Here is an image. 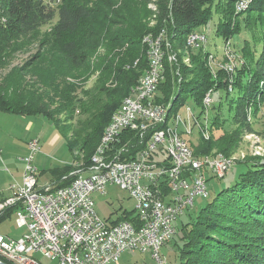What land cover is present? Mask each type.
<instances>
[{
  "label": "trees",
  "instance_id": "obj_1",
  "mask_svg": "<svg viewBox=\"0 0 264 264\" xmlns=\"http://www.w3.org/2000/svg\"><path fill=\"white\" fill-rule=\"evenodd\" d=\"M238 1L158 0L154 14L146 0H60L57 6L44 0H0V66L2 56L19 39L34 35L57 15V22L39 41L43 49L11 70L0 84V110L46 117L66 137L74 163L87 166L112 112L147 67L143 36L163 29L179 70L175 75L167 63L156 102L173 99L170 112L175 113L188 96L200 106L210 89L236 93V99H229V104L235 102L232 113L214 114L209 138L199 137L197 144L188 140L196 155L229 156L253 131L248 111L256 117L264 105V0H251L245 11L234 15ZM213 13L219 16L218 35L233 38L242 30L249 35L241 49L234 50L242 62L233 73L231 90L228 76L232 74L219 69L211 76L203 48L189 49L190 61L183 62L186 36L206 26ZM96 70L95 83L85 88L83 83ZM28 74L32 78L27 80ZM75 115L76 122L66 125ZM238 164L244 171L237 179L194 218L189 216L177 226L174 245L179 264H264V155H247ZM72 170L70 165L64 167L59 186L71 182ZM123 219L134 222L133 209L120 213L119 220Z\"/></svg>",
  "mask_w": 264,
  "mask_h": 264
},
{
  "label": "built area",
  "instance_id": "obj_2",
  "mask_svg": "<svg viewBox=\"0 0 264 264\" xmlns=\"http://www.w3.org/2000/svg\"><path fill=\"white\" fill-rule=\"evenodd\" d=\"M147 40L150 66L134 85L129 105L118 113L92 164L84 169L74 168V161L70 164L69 184L51 181L40 187L33 164L38 138L27 142L29 154L21 158V180L11 183L10 194L0 200V217L14 216L24 231L19 237L0 234V262L39 264L33 255L40 253L59 264H111L125 251H149L154 264H165L160 250L172 239L175 222L192 208L196 196L208 195L205 172L223 177L232 165L228 160L192 159L181 141V132L191 133L186 108L181 118L167 125L166 133L146 141L163 105L156 97L165 67L176 60L167 49L165 30ZM201 41H205L202 29L191 40L193 50L201 47ZM225 44L230 53V42ZM212 94L203 96V104L211 105ZM167 147H174L175 155H168ZM107 185L125 190L133 200L134 222L111 223L98 215L92 194L105 195Z\"/></svg>",
  "mask_w": 264,
  "mask_h": 264
},
{
  "label": "rangeland",
  "instance_id": "obj_3",
  "mask_svg": "<svg viewBox=\"0 0 264 264\" xmlns=\"http://www.w3.org/2000/svg\"><path fill=\"white\" fill-rule=\"evenodd\" d=\"M59 1L60 0H51L49 4H51L52 6H57V4H59ZM146 1L147 8L151 11V13H158V0ZM234 7H236V4ZM241 12H236L234 8V15H237ZM218 19V14L213 13L206 26L200 28L205 32L207 36V41L205 43V49L203 52L207 53V56L205 57V67L211 73V76L218 74V63L233 62L237 63V65L238 63H241V56L234 50L238 51L239 49H241V47L244 45V41L249 38V35L246 34L244 30H242L239 34L233 36V38H223V36L218 35L216 33ZM56 22L57 15H54V17L50 21L42 24L38 28L36 33H34V35L24 39H19L16 42L17 46H13L9 50H7L8 52H6L4 56H2L3 60L1 61L2 65L0 66V84H2L3 80L7 77V75H9L11 70L18 66H21L25 61L33 57L39 50L43 49V47L40 46L41 43H39V41L41 40V38L46 37L47 33ZM227 41L230 42L231 53H226V51L228 50H226L225 42ZM167 48H170L172 50L171 46H167ZM260 49L261 44L260 42H258L256 44L257 52H259ZM171 50L169 51L170 53H172ZM184 50V54L186 55L189 52L186 44ZM95 55L96 53L94 52V54L92 55V60L94 61L96 59ZM232 55H234V58L230 57ZM144 56H146V53ZM176 61L177 57L176 60L168 62L169 68H173L174 70V66L178 64ZM189 61L190 58L187 55L185 57L183 56L184 64H188ZM178 70L179 69L177 67L174 71L175 75H178ZM98 71L99 70H96V72L88 78V81H85L83 83L85 88H90L93 86L95 80L98 78ZM29 78L32 77H30L29 74L26 75V79L28 80ZM232 80L233 75L231 78H228V89L230 90ZM212 98L213 102H211L212 104L209 110L210 120H212L214 114L218 110H221L223 116H227L228 114L232 113L235 108V102H233L231 105L229 104V99H236L237 94L233 93L231 95H228L225 89L219 88L213 92ZM187 106L192 109L194 114H199L201 108L197 104V102H195V100H193V98L190 96H188L185 100V103H183L180 109V113H184V108H186ZM250 114L251 113L249 110L247 119L251 122L253 131L244 135L239 149L235 153L231 154L236 157L239 156L238 159L234 164L230 166L223 177L213 176L209 171L205 172L209 192L208 196H196L194 198L192 208L185 211V213L181 215L175 222V230H177V226L181 221L185 222L189 220V216L190 218H194L197 215L198 211L207 202H209L213 198V196H215V194H217L225 187L230 186L237 179V175L241 171H244L242 169L243 167L238 164V160L243 159L247 155H264V105H262L260 112L256 117H253ZM77 116L78 115H75V118L71 121H66V125L76 122ZM36 137L38 138L39 150H37L33 155V164L36 166L37 172H40V176H38V185L40 187L51 183V179L53 177L52 169L65 166L66 164L70 165L73 163L74 155L68 149L66 137L62 136L60 129L54 126L52 123H49L46 117L42 115L14 114L9 113V111L5 112L0 110V200L10 194L8 186L11 183L21 180L20 171H22L24 166L21 158L29 154L27 142L30 139ZM186 137L188 140L192 141L193 144H197L198 138L202 136L198 135L196 127L193 130L192 134ZM256 151H259V153ZM105 188V195H102L98 192L92 194L94 200L93 202L95 204V210L102 219L108 221L109 219H113L116 216L120 215L123 209L130 210L131 208H133V200L128 197V194L125 190L120 189L116 185H107V187ZM109 216L110 218L107 219ZM23 231V228H19L16 225L14 216L11 215L10 217L5 216L3 218H0V234L10 237H19L22 235ZM176 238H178V236H176L175 233V236L169 242L164 244L160 250L161 253L165 256V264H179V253L177 252L176 245H174V241L176 240ZM148 252L149 251H125L120 255L117 262L118 264H154V261L151 258L150 253ZM33 256L35 259H37L39 264H59V261L57 259L48 258L40 253H35Z\"/></svg>",
  "mask_w": 264,
  "mask_h": 264
},
{
  "label": "bare ground",
  "instance_id": "obj_4",
  "mask_svg": "<svg viewBox=\"0 0 264 264\" xmlns=\"http://www.w3.org/2000/svg\"><path fill=\"white\" fill-rule=\"evenodd\" d=\"M240 1L241 0H239L236 3V7H234L236 12L243 11L248 6V4L250 2V0H245V2H240ZM196 32H198V30H194V31L190 32L188 34V36H186L187 37L186 38V46L188 47V50L193 49V42H191V40H192L193 36L196 34ZM153 36H155V34H153V32H152V33L146 34L142 38L143 44L145 45V49H146L145 53H146L147 67L150 66V54L152 52L151 51V45H148L147 39H150L151 37L153 38ZM206 41H207V36L205 34V41H201V47L200 48L205 49L204 47H205ZM167 46H168V43H167ZM226 53H229V51H226ZM230 57L234 58V55H232ZM218 64H219V69H222V70H224L227 73H230L232 75L235 72V68L237 66V63H233V62H223V63L221 62ZM146 68L144 71H142V73L138 77L136 83L131 86V89L128 92V94L126 96H124V98L121 100L119 106H117V108L112 112L111 117L109 119V122H108L107 126L105 127L104 132H103V134L99 140V143L97 144L96 147H94L95 149H94L93 154L91 156V160H90L91 162H90V164H87V166L91 165L93 159H95L97 157V155H99V152H101V149L103 148L104 139L108 138V136L110 134V126L112 125V123L117 122L116 119L118 118V113H120V111L122 109H124L126 106L129 105V96L134 89V85H137L138 83H140L141 78H143V73L146 72ZM228 78H229V76H228ZM208 92L213 93V90L210 89L204 95H207ZM172 100L170 99L166 103L163 102V105L161 106V108L159 110V114L156 117V122H154V124L150 128V130H148V132H150V134H149V136H147L148 138H146V141H155V139L158 138V135H163L164 133H166L167 125H170L171 123H173V118H181V113H180L181 108L179 110H177V112H175V113L170 112L171 107H172ZM211 102H213V98H212ZM210 106H211L210 104L209 105L203 104V98H202V102L200 105L201 109H200V112L198 115L194 114V112L192 111V109L189 106L186 107L187 114H185V121H189V123L192 124L191 133L190 132H181V141L184 142L185 149H187V152H191L192 159H194V160H198V159L199 160L209 159V160H213V161L228 160L230 164H234L239 156L238 157H236L234 155L224 156V154H222L220 152H215V153L209 154V155H196V153H194V150L189 145V141H188L186 136L191 135L193 130L196 127H197V132H198L199 136H202L205 139L209 138L210 131H211L210 130V128H211L210 121L211 120L209 119ZM184 135H186V136H184ZM256 152L259 153V151H256ZM167 154L168 155H175V148L174 147H167ZM74 165H75L76 169H84L83 165H86V164H82V162L79 161V162L74 163ZM208 194H209V192H208ZM207 196L208 195H205V197H207Z\"/></svg>",
  "mask_w": 264,
  "mask_h": 264
},
{
  "label": "crops",
  "instance_id": "obj_5",
  "mask_svg": "<svg viewBox=\"0 0 264 264\" xmlns=\"http://www.w3.org/2000/svg\"><path fill=\"white\" fill-rule=\"evenodd\" d=\"M66 166H69V164H66L65 166H62V167H57V168L52 169V172H53V175H52L53 177H52V179H51L52 182H56V183H58V181H59V175L62 174V171H63L64 167H66ZM21 173H22V171H20V177H21ZM38 176H40V172H39V171L37 172V179H38V181H39V177H38ZM128 197H129V196H128ZM132 209H133V208H131L130 210H132ZM130 210L123 209V210L121 211V213H122L123 211H130ZM119 217H120V215L116 216V217L113 218V219H109V218H110V216H109L107 219H109V220H108L109 222H112V221H115V220H119ZM116 264H118V262H117Z\"/></svg>",
  "mask_w": 264,
  "mask_h": 264
},
{
  "label": "water",
  "instance_id": "obj_6",
  "mask_svg": "<svg viewBox=\"0 0 264 264\" xmlns=\"http://www.w3.org/2000/svg\"><path fill=\"white\" fill-rule=\"evenodd\" d=\"M240 160H242V159H240ZM0 264H4V263L0 262Z\"/></svg>",
  "mask_w": 264,
  "mask_h": 264
}]
</instances>
